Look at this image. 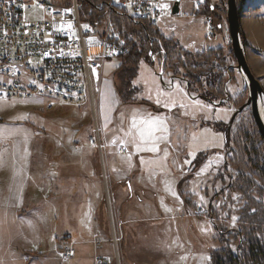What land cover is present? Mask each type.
Wrapping results in <instances>:
<instances>
[{
  "label": "rangeland",
  "instance_id": "rangeland-1",
  "mask_svg": "<svg viewBox=\"0 0 264 264\" xmlns=\"http://www.w3.org/2000/svg\"><path fill=\"white\" fill-rule=\"evenodd\" d=\"M226 3L181 0L179 14L150 31V45L157 41V52L143 51L138 63L124 57L105 61L94 85L96 117L89 103H56L51 108V101L40 98L0 99V264H79L94 252L101 256L109 245L110 255L104 256L111 264H213V253L220 260L243 255L251 245L250 236L264 248V218L250 221L258 212L264 214V178L259 172L264 141L246 106L249 92L237 70ZM237 5L248 65L251 71H264V0H237ZM208 8L211 13H204ZM27 18L37 20L40 14L31 11ZM208 18L215 35H210ZM111 19L114 33L123 41L125 34L130 49L141 47L144 35L139 30L133 32L124 22L119 34ZM172 41L182 51L180 57L196 55L199 82L187 79L184 63L189 60L184 57L182 66L170 69L163 42ZM133 71L136 78H130ZM227 94L229 100L223 102ZM157 117L162 120L154 140L159 150H143L153 142L140 141L139 130L147 129L140 121ZM95 119L104 133L113 124L122 125L125 138H113L112 143L124 145L128 154L131 147L142 166L168 170L157 181L144 175L141 182L148 188L143 202L136 197L129 199L131 203L122 200L125 190L113 184L107 153L103 168L89 138ZM247 163L257 167L251 172L245 168L249 181L239 167ZM95 206H101L103 231L95 238L94 252L88 245L85 253L66 261L63 252L74 248L69 229L74 211L79 210L80 224L90 227ZM120 208L125 220L139 213L146 220L164 219L163 228L136 236L123 227L120 234L116 222Z\"/></svg>",
  "mask_w": 264,
  "mask_h": 264
},
{
  "label": "built area",
  "instance_id": "built-area-1",
  "mask_svg": "<svg viewBox=\"0 0 264 264\" xmlns=\"http://www.w3.org/2000/svg\"><path fill=\"white\" fill-rule=\"evenodd\" d=\"M176 1L102 0L99 9L105 8L104 16L93 22L78 0H60L59 5L53 0H0V99L41 98L51 101V108L56 103H89L96 117L94 85L102 77L104 62L130 53L114 33L112 14L137 25L156 27L163 19L176 16ZM31 11L38 12L40 18L29 20L27 13ZM205 20L210 35H215L213 20ZM93 127L90 142L104 168L107 145L101 140L103 132L97 119ZM111 146L119 155L128 154L124 145ZM63 256L72 260L75 249H65ZM95 264H111V260L96 255Z\"/></svg>",
  "mask_w": 264,
  "mask_h": 264
},
{
  "label": "crops",
  "instance_id": "crops-1",
  "mask_svg": "<svg viewBox=\"0 0 264 264\" xmlns=\"http://www.w3.org/2000/svg\"><path fill=\"white\" fill-rule=\"evenodd\" d=\"M252 71L261 80L260 83L264 87V85H263L264 84V71H261L260 69H257V71H254L252 69ZM105 135L107 137L112 136V138L116 137V139L121 138V140L124 139L126 136V134H125L122 137V125H116L115 126L114 124L112 126V130L105 131L104 137H105ZM129 138H128V140H129ZM105 142L107 145L106 165L108 168L109 175H110L111 179H113V181H114L113 184H115V186L117 188L122 187L125 190L123 192V194H126V198H123L122 200L127 202V203H131V201L135 200V197H136L137 198L136 200L139 203L143 202L144 199H142L141 196H143V192L144 193L146 192L145 188H148V187H144L143 182H141V179L144 178V175L145 176L147 174L153 175V178H154L153 181H157V179L159 177L164 176L165 172L167 173L168 170H166L164 172V171H159L156 168L151 169L150 166H142V161L140 162V158H138L137 156H134L132 148L128 147L126 142H125V144L129 149V154H127V155H119L116 152V150L114 148H112V146H111L112 141L109 143L105 140ZM169 145H171V144H169ZM163 146L164 145H162L161 147H163ZM113 149H114L116 154L114 152L110 151ZM108 150H109V152H108ZM176 153L177 152L175 151L174 154H176ZM146 160H147V158H146ZM139 162H140V164H139ZM170 168H173V167L170 166ZM158 173H159V175H158ZM145 181L149 182V180L148 181L145 180ZM113 194L115 195L114 192H113ZM116 195H118V194H116ZM129 199L130 200L132 199V200L129 201ZM100 208H101V206L99 207V209H98V206H95L92 208L90 214H92L93 217H95V220L93 218V224H89L90 227H88V225L84 224V223L80 224V222H79L80 216L78 215L79 210L77 211V213H76V211H74V213L72 215V220L69 221V229H71V231L73 233L72 238H73L74 249H75V256L74 257H76L77 254L81 255V254L85 253L86 252L85 246H88V245H91V247H93V250L91 249V251L94 252V242L96 241L95 238H96V236H99V235L102 236L101 232L103 231V227L100 226V224H101V222H100L101 218H100V214H99ZM116 217H117L116 222L118 224V228L120 229L119 230L120 234L123 233L122 229H123V227H125L129 230L131 229L132 231H135L136 236H138L140 234L143 236H145V234H147V235L149 234V236H150L152 234V231L155 228L156 229H162L163 225H164L163 224L164 219L163 220L162 219L146 220L145 216L140 217L139 213H135V215H132L130 220H125V219H123L124 215H123V210H121V208L119 209V211L117 210ZM131 219H134V221H131ZM131 223H134V225H132ZM137 240H138V238H136V241ZM106 245L108 247L109 244L103 243L102 247H104ZM110 250H111L110 245L106 249V251L103 253H99L98 252L99 248H98L96 254L99 253V254H101V256L110 255V252H111ZM94 259H95V252H94V256L92 258H90L89 260H86L85 257H83L79 261V264H87V261H90V264H95Z\"/></svg>",
  "mask_w": 264,
  "mask_h": 264
},
{
  "label": "trees",
  "instance_id": "trees-1",
  "mask_svg": "<svg viewBox=\"0 0 264 264\" xmlns=\"http://www.w3.org/2000/svg\"><path fill=\"white\" fill-rule=\"evenodd\" d=\"M78 1H79L80 5H81L82 11L84 13L88 14V19L89 20H92L93 22H96V21H100L103 18L104 12H105V10H104L105 8L104 9H99L100 3H101L102 0H78ZM198 6H200V5H198ZM197 11H200V10H197ZM204 13H211L210 8H208L207 11L204 12ZM112 18H113V21L115 22V25L117 26V30H118L119 34H121L120 31L122 29L121 23H122V25H124V22H125L129 26V28L133 29L132 30L133 32H134V30H139L141 32V34L144 35L142 37V39H141V47L140 48L137 47V46H134L133 48L130 49V53L128 55L122 56L126 60L134 62V63H138V60L140 59V57L144 58V55H142L143 51L144 52H149L151 50H154L155 52L158 51V46H155L157 41L156 42L154 41V44L152 46L150 45V44L153 43L150 40V39H153L152 37H150L151 36V32L150 31L152 30V28H155V27H150V26H147V25H137V24H135L133 22L127 21L126 19H124V18H122V17H120V16H118L116 14H112ZM122 33H124V32L122 31ZM122 37L125 38V41H126L127 38H126L125 34H122ZM242 38L244 40L243 33H242ZM130 44L131 43H129V45ZM126 45L129 47L128 43H126ZM163 45H164V48H165L166 54H167L166 55V59H168V60L170 59L172 61L171 64H170V69L174 70L176 65L177 66L178 65L182 66V63H184V62H182L181 60L184 57L185 60L186 59L189 60L187 62L185 61V63H184L185 64L184 69L186 70L187 79L189 80L190 83H193V84L196 83V82H199V81H197L199 72H198V70H196V67H197L196 63H197V60H198L196 58V55L188 53V54H184L182 57H180V54H182V51L180 50V48H177L178 44L174 43L173 41L172 42H163ZM139 53H141V54H139ZM122 57H120V58H122ZM120 69H122V68L120 67ZM136 77H137V71L136 72H134V71L131 72L130 78H136ZM126 87H128V85H126ZM121 94L122 93H120L119 96H121ZM112 139H113L112 136L107 137L105 135V140L107 142L110 143L112 141ZM110 151L115 153L114 149L110 150ZM108 152H109V150H108ZM200 160H201V156L198 158V161H196V163H195L196 164L194 166L195 170L198 169L199 165L197 166V162H199ZM250 160L255 161V159L254 158L251 159V157H250ZM50 162H51L50 164H52V162L54 163L55 159H51ZM247 165H249V163H247ZM70 167H71V170H73V168L75 170H77V169H80L81 166H70ZM239 167H241L243 169L244 177L247 180H248V178L246 176L247 172L245 171V168H250L249 172H251L252 169L257 168L256 166L253 167L251 163H250L249 166H239ZM97 170H98V168H97ZM58 172H60V171H58ZM73 172L74 171H72V173ZM259 172H260V175H263L262 177L264 178V166H259ZM74 175H76V173H73V176ZM261 191L263 192L264 190H261ZM263 218H264V214H263V211H261V212H258L255 216L251 217L250 221L252 222L253 219H255V220L257 219L259 221V220H261ZM251 229H253V228H251ZM255 241H256V239L254 240L253 236H250L249 243H251V245H249V248L247 247L245 249V251H243V255L238 256V257L229 256L226 259H221L220 260V259H217L216 256H214V253H213L212 254V256H213V259H212L213 260V264H264V248H260L258 246V244L254 243Z\"/></svg>",
  "mask_w": 264,
  "mask_h": 264
},
{
  "label": "water",
  "instance_id": "water-1",
  "mask_svg": "<svg viewBox=\"0 0 264 264\" xmlns=\"http://www.w3.org/2000/svg\"><path fill=\"white\" fill-rule=\"evenodd\" d=\"M180 4L181 0H177L173 8L174 15L179 14ZM226 8L232 50L237 61V70L242 74V77H245L246 80L244 81L249 92L248 102L246 106L252 109V115L255 125L264 141V118L261 115L259 106L260 103H264V89L260 81L253 75L248 65L246 52L242 43L241 17L239 7L237 5V0H227ZM174 80L175 78H172V80H170L171 83H173ZM163 84L165 85V83ZM227 98H229V96H227ZM241 111L237 112L235 116Z\"/></svg>",
  "mask_w": 264,
  "mask_h": 264
},
{
  "label": "snow or ice",
  "instance_id": "snow-or-ice-1",
  "mask_svg": "<svg viewBox=\"0 0 264 264\" xmlns=\"http://www.w3.org/2000/svg\"><path fill=\"white\" fill-rule=\"evenodd\" d=\"M71 27V26H69ZM159 103V101H157ZM141 124H145L147 125V129L146 130H139V138L140 141L144 142L145 144L148 143L149 141L153 142V146L150 148H146L143 150H147V151H152V152H156L158 151V147L156 146L154 140L158 139V137L155 136V134L157 132L160 131L159 125L162 124V120L160 118H154V119H150V120H141L140 121ZM133 126H136V121H133ZM138 150H141L140 145H137Z\"/></svg>",
  "mask_w": 264,
  "mask_h": 264
},
{
  "label": "bare ground",
  "instance_id": "bare-ground-1",
  "mask_svg": "<svg viewBox=\"0 0 264 264\" xmlns=\"http://www.w3.org/2000/svg\"><path fill=\"white\" fill-rule=\"evenodd\" d=\"M181 12H182V11H181ZM194 17H195V16H194ZM156 27H157V26H156ZM156 27H155V28H156ZM121 57H122V56H121ZM119 58H120V57H119ZM114 59H118V58H114ZM111 60H112V59H111ZM243 78H244V80H246L244 76H243ZM30 99H32V98H30ZM40 99H41V98H40ZM42 100H43V99H42ZM44 101H45V100H44ZM54 106H55V105H54ZM54 106H53V107H54ZM259 106H260V112H261V115H262V117H263V112H264L263 103H260ZM98 124H99V123H98ZM114 240H115V239H114ZM115 241H116V240H115Z\"/></svg>",
  "mask_w": 264,
  "mask_h": 264
},
{
  "label": "flooded vegetation",
  "instance_id": "flooded-vegetation-1",
  "mask_svg": "<svg viewBox=\"0 0 264 264\" xmlns=\"http://www.w3.org/2000/svg\"><path fill=\"white\" fill-rule=\"evenodd\" d=\"M227 96H228V94H227ZM224 100H225V102H226L227 100H229V98H225Z\"/></svg>",
  "mask_w": 264,
  "mask_h": 264
}]
</instances>
